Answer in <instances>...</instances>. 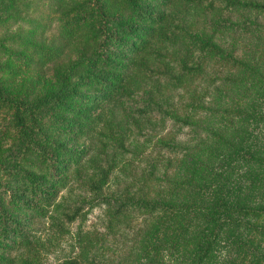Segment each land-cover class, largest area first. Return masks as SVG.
I'll return each instance as SVG.
<instances>
[{
  "label": "trees",
  "instance_id": "1",
  "mask_svg": "<svg viewBox=\"0 0 264 264\" xmlns=\"http://www.w3.org/2000/svg\"><path fill=\"white\" fill-rule=\"evenodd\" d=\"M154 1L158 3L156 0H48L46 14H54L53 27L49 29L47 19L31 15L36 8H39L37 11L42 10L38 7V0H0V129L9 127L18 141L17 161L12 165L0 164V177L3 173L10 174L14 182L38 193L34 203L21 201L18 206L34 211L36 216L47 222L55 235L68 233L69 225L76 226L72 237L85 263L111 264L113 258L98 252L100 248L118 253L127 260L133 256L139 242L148 238L152 227L159 231L158 224L162 225L164 236L172 235L174 238L173 235L178 237L180 231L183 233L184 228L163 224L164 216L171 218L176 225L179 218L177 212L162 203L164 196L155 193L156 187L153 195L141 190L144 185L157 186L159 179L153 171L144 179L139 171L134 181L136 184L140 182V186L133 191L129 183L119 184L121 180L114 173L122 162L120 154L125 151L126 143L131 138L148 136L145 125L151 115L147 108L161 110L179 106L182 95H187L194 103L198 100L196 89L200 84L192 83L193 79H198L206 90L213 88L217 78V85L224 86L238 85L243 81L241 78L221 77L219 70L230 68L243 74H257L259 61L248 65L236 59L230 64L227 53L210 37H195L188 32L193 25L213 29L229 27L236 31L240 25L212 20L217 13L231 8H248L264 14V2L168 0L163 3L167 10L158 14L145 9L144 5L142 10L139 5L140 2L151 4ZM131 19L148 25L139 28L127 21ZM21 25L28 28L23 30ZM192 52L212 55L216 60L208 68L201 67L191 59ZM13 60L35 67L51 63L56 88L41 97L11 95L6 91L2 75L9 69L8 62ZM227 64L229 66L225 68ZM215 66L216 69L207 72ZM81 84H86L90 92H79ZM190 87L193 90L188 93ZM97 97L106 100L97 112H91L90 105L83 108L74 105V101H95ZM116 100L141 104V107L120 115L118 121L113 117L115 114L105 117L110 110L104 106ZM80 120L89 123L88 130L82 129ZM178 124L188 125L186 121ZM65 131L77 132L79 137L85 132L90 133L87 135V141L91 143L89 152L65 149L60 140ZM92 140L96 144L94 148ZM146 141L136 143L143 146ZM154 145L157 146L156 151L162 148L176 153L181 148L172 139H160ZM136 146H133L136 151H143ZM190 151L191 159L184 169L187 178L183 179L180 189L183 197L195 200L200 198L197 190L206 164L199 151ZM30 158L40 162L39 174L33 171L35 165ZM66 159L72 164L68 177L61 175L67 167L60 160ZM125 162L118 168L121 175L125 171ZM113 184L116 186L112 187ZM54 186L65 189L68 196L61 194L55 198L57 190L51 189ZM6 195L7 191L0 190V203ZM44 200L47 203L42 206ZM254 203L238 197L233 204L224 202L217 208L227 217L250 216L247 218L260 220L264 226V206L261 202L253 206ZM93 209L100 210L102 233L91 232L84 227ZM0 212L4 211L0 209ZM8 223L6 216L2 221L0 219V238L9 237V249L15 253L12 256L0 255V264H35L37 235L24 233L15 225L10 229ZM12 223H16L13 218ZM137 223L139 225L135 228ZM251 230L248 237L227 229L224 233L230 236L233 247L238 246L236 249H239L246 246V242H253L251 236L255 238L259 228ZM189 236L192 240L200 238L193 233ZM204 242L191 264H200L202 259L209 257L211 244L206 238ZM119 243L126 248L116 246ZM246 252L240 261L249 258ZM59 264H78V261L68 257ZM158 264L165 263L159 261Z\"/></svg>",
  "mask_w": 264,
  "mask_h": 264
},
{
  "label": "rangeland",
  "instance_id": "2",
  "mask_svg": "<svg viewBox=\"0 0 264 264\" xmlns=\"http://www.w3.org/2000/svg\"><path fill=\"white\" fill-rule=\"evenodd\" d=\"M38 1V7L42 10L37 11L39 8H36L31 15L39 16L38 19H47L49 29H51L54 23L52 18L54 14H46L45 5L48 0ZM156 1L158 3L154 1L151 3L153 5L145 2H140L139 5L142 10L144 5L145 9L157 14L167 10L163 3L168 0ZM238 1L264 2V0ZM220 20L229 24H238L240 28L232 31L229 27L213 29L193 25L188 33L195 37H210L211 41L227 53V57L231 60L230 64L236 59L248 65H252L256 60L259 61L257 74L255 72L243 74L240 70L230 68L229 70H219L218 75L221 77L241 78L243 81L238 85L224 86L217 85V78L213 88L206 90L198 79H193L192 83L200 84L196 89L198 100L194 103L190 102L187 95H182L181 98L178 97L182 99L179 106L169 107V109L161 108V110L147 108L151 115L150 121L145 125L148 136L144 138L138 136L134 139L130 137L131 139L126 143L125 151L120 154L121 164L126 161V167L123 169L125 171L122 172L123 176L118 169L121 164L115 168L114 173L121 180L118 182L119 184L129 183L131 191H133L140 186V182L136 184L134 181L137 173L141 171L142 179H144L149 176V172L153 171V174L159 179L157 186L144 185L141 186V190H147L153 195L156 187L155 193L164 196L162 203L170 207L171 211L177 212L179 218L176 225L171 221V218L164 216L163 224L167 223L172 225V228H184V230L183 233L179 232L178 237L173 235L174 238H172V235H162L161 224L157 226L159 231L154 230L152 225H148L147 227H152L151 235L149 234L147 239L139 242V247L134 249L133 256L128 257L127 260L122 259L118 253H111V250L104 251L103 248L98 250L103 255L113 258L111 264H158L159 261L165 264H191L199 252L200 246L205 243V238L209 239L211 251L209 257L206 260L202 259L200 264H264V226L260 220L247 218L250 216L231 215L227 217L217 208L224 202L226 205L233 204L238 197H242L243 201L248 203L255 202L253 206L260 202L264 206V14L248 8H231L228 11L217 13L212 22L217 23ZM127 21L139 28L148 25V23L132 19ZM27 28V25H21V29ZM191 56L194 62H198L201 67L205 68L210 67L216 60L215 56L202 55L201 53L192 52ZM8 63L9 69L3 73L2 78L6 91L13 96L28 94L41 97L53 91L57 86L51 63L37 67L16 60ZM228 66L229 64L225 68ZM214 69L216 66L207 72ZM88 89L89 87L85 84L79 88V92L89 93ZM190 90L193 88L190 87L188 93ZM105 102L103 97H97L95 101L88 99L74 101V105L76 108L90 105V111L94 113ZM104 107H109L108 110H110L109 113L106 112L105 117L108 118L115 114L113 117L118 121L120 115H124V113L127 115V111L138 109L141 104L116 100ZM192 110L194 111L191 114ZM66 115L68 116V114ZM174 120L186 121L188 125L179 126L178 122ZM81 125L82 129L86 130L90 127L87 121H82ZM192 125L195 126L188 127ZM8 128L0 129V164L10 163L12 165L18 158V141L13 136V131L11 132V129ZM65 132L60 137L65 149L89 152L91 143L87 141V135L90 133L85 132L79 137L77 132ZM160 139L166 141L172 139L181 148L176 153L165 151L162 148L156 151L157 146L154 145V142ZM199 139L201 141L198 146ZM142 140H147L145 145L141 146L136 143ZM93 145L96 144L92 140ZM134 145L143 151H136ZM190 150L199 151V155L206 164L205 171L202 173V183L197 190L200 193V198L195 200L188 196L183 197V192L180 189L184 184L183 179L187 178V175H184V169L191 159ZM30 159L35 165L33 171L39 174L40 162L37 159ZM60 163L67 167V170L62 171L61 175L68 177L72 164L67 159L60 160ZM114 186L116 184L112 185V187ZM51 189L57 190L55 198L61 194L68 196L65 189L57 188V186L51 187ZM0 190L7 191V197H2V203H0V209L4 211L0 212L1 221L6 216L9 220L8 228L11 229L15 225L16 229L24 233L34 232L37 235V249L33 257L35 264H59L62 259L68 257L77 259L78 264H91L82 262V252L74 244L72 237L76 230L74 224L68 226V233L55 235L47 226V222L36 216L34 211L18 206V203L21 205V201L34 203L39 197L38 193L32 192L24 184L14 182L10 174L4 173L0 177ZM72 191L73 189L71 193ZM8 198H11V201ZM46 203L47 200H44L41 205L45 206ZM12 218L15 219V224L12 223ZM84 223V227L91 232L100 231L102 233L103 231V222L98 209H93ZM138 225L139 223L134 224V227L136 228ZM255 227L259 228V231L257 235L253 233L255 238L251 236L253 242H246V246H240L243 248L239 249H236L238 246L233 247L230 236L227 237L224 233L227 229L240 232L243 236L248 237L252 232L251 229ZM192 233L200 238L198 240L190 239L189 235ZM9 239V237L0 238V255L12 256L15 253L14 250L9 249ZM100 241L102 242L103 239L100 238ZM116 246H123V244L119 243ZM180 247H183V250ZM124 248L126 247L123 246ZM245 251L249 258L240 261L239 259Z\"/></svg>",
  "mask_w": 264,
  "mask_h": 264
}]
</instances>
